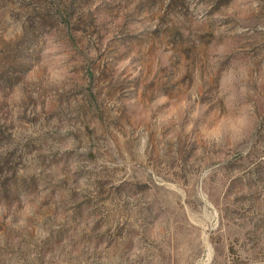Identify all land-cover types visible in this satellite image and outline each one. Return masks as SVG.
Wrapping results in <instances>:
<instances>
[{"label":"rangeland","instance_id":"rangeland-1","mask_svg":"<svg viewBox=\"0 0 264 264\" xmlns=\"http://www.w3.org/2000/svg\"><path fill=\"white\" fill-rule=\"evenodd\" d=\"M0 264H264V0H0Z\"/></svg>","mask_w":264,"mask_h":264}]
</instances>
